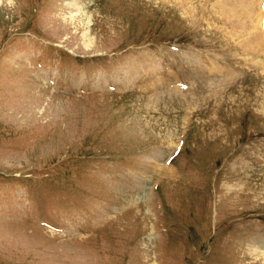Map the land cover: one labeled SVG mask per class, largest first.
<instances>
[{
	"label": "rangeland",
	"instance_id": "rangeland-1",
	"mask_svg": "<svg viewBox=\"0 0 264 264\" xmlns=\"http://www.w3.org/2000/svg\"><path fill=\"white\" fill-rule=\"evenodd\" d=\"M0 264H264V0H0Z\"/></svg>",
	"mask_w": 264,
	"mask_h": 264
},
{
	"label": "bare ground",
	"instance_id": "bare-ground-1",
	"mask_svg": "<svg viewBox=\"0 0 264 264\" xmlns=\"http://www.w3.org/2000/svg\"><path fill=\"white\" fill-rule=\"evenodd\" d=\"M261 19V18H260Z\"/></svg>",
	"mask_w": 264,
	"mask_h": 264
}]
</instances>
